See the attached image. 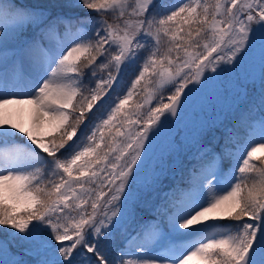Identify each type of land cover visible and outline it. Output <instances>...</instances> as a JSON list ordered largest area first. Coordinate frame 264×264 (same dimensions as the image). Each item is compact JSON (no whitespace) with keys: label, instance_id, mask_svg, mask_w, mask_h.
Returning <instances> with one entry per match:
<instances>
[{"label":"snow or ice","instance_id":"6c2138e0","mask_svg":"<svg viewBox=\"0 0 264 264\" xmlns=\"http://www.w3.org/2000/svg\"><path fill=\"white\" fill-rule=\"evenodd\" d=\"M157 8V0H0V253H12L0 264H264V0ZM21 70L28 91L18 92ZM208 71L216 75L205 79ZM125 75L134 79L123 91ZM257 80L258 134L247 124ZM214 83L232 95L248 140L232 152L236 126L222 125L206 140L218 151L201 156L200 178L169 196L165 153L180 142L169 138L146 171L152 143L171 125L161 117H177L182 96ZM25 110L27 129L18 122ZM161 192L165 204L151 209L158 220H148L142 205ZM224 220L235 223H215Z\"/></svg>","mask_w":264,"mask_h":264},{"label":"rangeland","instance_id":"374dc122","mask_svg":"<svg viewBox=\"0 0 264 264\" xmlns=\"http://www.w3.org/2000/svg\"><path fill=\"white\" fill-rule=\"evenodd\" d=\"M183 0H157L158 8L157 11L163 14L167 11L169 5H179ZM89 15L95 16V13H89V10L86 12ZM10 26V23H9ZM12 49H9V54L12 53ZM252 63L255 65V70L258 74L259 70V42H257V50L254 54ZM247 66V65H246ZM231 67V65H220V68ZM246 68H242L241 71H245ZM219 71V68L217 69ZM231 73L224 74V86L229 84ZM211 76L210 71L205 72V79ZM134 79V75H125L124 80L121 84V90L126 91L127 87L130 86L131 80ZM14 80L17 83L15 91H28L25 87L27 83V75L21 70V75L14 76ZM204 81L202 80L201 83ZM199 88L200 85H189V88ZM172 86L169 85L163 90L164 102L167 103V96L170 94ZM249 91L252 94L253 105L252 111L250 113V118L247 119L248 125H256V132L258 134V121L261 116L259 109V82L257 80L254 88L250 86ZM188 92V89H185V93ZM159 95L156 99L152 100L151 105H146L141 112L146 114L150 106H155L159 100ZM144 95H138L135 97L133 103L143 102ZM181 107L178 109L177 117H171L169 114H165L164 117H161V122L167 118L171 125H176L177 119L180 117L181 122L176 127H169L161 134L160 137L156 139L154 143L151 141V134L149 143H152L153 149V159L149 162V167L146 170L151 172L153 167H155L156 160L160 156L161 150L165 148L168 139L176 140L180 142L178 146L179 150L175 152H166L165 155L168 159V170L166 177L163 180L164 187L168 190L169 196L172 195L173 191L176 189H187L191 183H195L200 178L202 163L201 156L205 153L217 154L218 146L215 141L212 144L206 143L207 139H210L213 134L218 137L224 131L222 125H227L229 131L232 130L233 126H236V136L234 137V143L230 145L231 151L235 152L237 150V144L243 146L248 140V134L250 129L244 126V123L237 124V119L240 116V111L235 109L233 106V97L231 94H227L223 91V87L218 84H209L206 86L205 91L191 93L190 97L185 101V97H181ZM248 116V113H245ZM22 123L25 129L29 126V113L27 110L24 111L22 117L18 121ZM157 129H153V133ZM171 132V137L168 136V132ZM200 137V143H195V138ZM26 139V138H25ZM35 147V146H33ZM146 150L148 144H146ZM3 145H0V152L5 151ZM39 151V150H37ZM42 155V154H41ZM257 156L264 157V152H258ZM143 158V157H142ZM234 161L231 157L225 159L222 167L223 171L227 174H231V163ZM215 183V181H213ZM165 197L163 192L160 193L159 199H155L149 205H142L145 208L146 218L148 220H158V217L154 211L151 209L160 206L162 207L165 204ZM219 221H215L218 223ZM160 223V228L163 232L168 231L167 227V218L165 217ZM230 224V223H227ZM226 224V225H227ZM9 231H12L9 229ZM191 231V229L189 230ZM119 242V240H118ZM70 243V242H66ZM175 243L182 244L183 240H177ZM13 251L18 252L19 249H13ZM118 254V253H117ZM12 258L11 252H2L0 253V260H9ZM28 259V257H25Z\"/></svg>","mask_w":264,"mask_h":264}]
</instances>
